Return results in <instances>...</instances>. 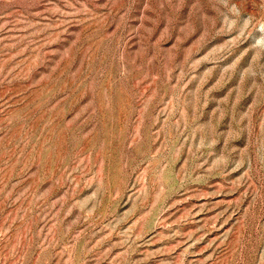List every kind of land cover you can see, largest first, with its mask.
Segmentation results:
<instances>
[{
	"label": "rangeland",
	"instance_id": "rangeland-1",
	"mask_svg": "<svg viewBox=\"0 0 264 264\" xmlns=\"http://www.w3.org/2000/svg\"><path fill=\"white\" fill-rule=\"evenodd\" d=\"M0 264H264V0H0Z\"/></svg>",
	"mask_w": 264,
	"mask_h": 264
}]
</instances>
